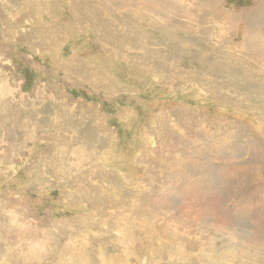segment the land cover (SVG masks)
<instances>
[{
    "label": "rangeland",
    "instance_id": "rangeland-1",
    "mask_svg": "<svg viewBox=\"0 0 264 264\" xmlns=\"http://www.w3.org/2000/svg\"><path fill=\"white\" fill-rule=\"evenodd\" d=\"M0 264H264V0H0Z\"/></svg>",
    "mask_w": 264,
    "mask_h": 264
}]
</instances>
